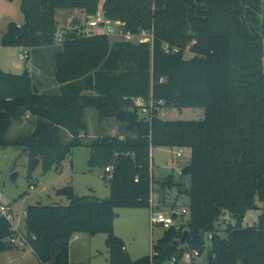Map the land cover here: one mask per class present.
<instances>
[{
	"label": "trees",
	"instance_id": "obj_1",
	"mask_svg": "<svg viewBox=\"0 0 264 264\" xmlns=\"http://www.w3.org/2000/svg\"><path fill=\"white\" fill-rule=\"evenodd\" d=\"M57 8L81 9L85 19L101 11L122 32L144 30L151 39L111 41L106 32L73 26L55 45ZM20 9L23 21L8 23L1 44L57 46L58 87L35 91L29 71L0 68V146L26 152L28 176L39 164L59 168L73 147L88 146V165L103 167L110 185L106 197L65 185L56 193L66 204L26 206L24 233L39 264H89L69 258L79 232L107 234L109 264H166L173 256L178 264L194 250L207 251V264H264V0H20ZM137 96L154 106L198 107L203 117L163 119L156 107L145 117ZM87 107L114 116L124 133L86 140ZM24 116L31 128L8 138ZM155 146L188 147L190 161L177 175L156 176ZM152 192L158 206L173 209L178 196L188 197V234L176 242L183 231L166 227L152 255L132 259L114 233L115 209L150 207ZM251 209L261 210L257 223L243 226ZM13 233L0 215V252L15 247Z\"/></svg>",
	"mask_w": 264,
	"mask_h": 264
},
{
	"label": "rangeland",
	"instance_id": "obj_2",
	"mask_svg": "<svg viewBox=\"0 0 264 264\" xmlns=\"http://www.w3.org/2000/svg\"><path fill=\"white\" fill-rule=\"evenodd\" d=\"M57 20V33L73 26L97 32H106L108 27L113 32L108 33L110 40L133 39L138 40L149 38L144 35H129V38L120 32L117 21L104 19L101 11L91 16L99 18L106 23L89 26L83 14L72 8H57L55 11ZM20 23L23 21V14L20 9V0H0V68L11 72H24L25 70L34 73L35 68L41 66L45 71V79L53 78L54 63L52 55L57 46L47 48L24 47L19 45H3L1 37L7 29L9 22ZM58 37V36H57ZM23 49L29 50V56L23 57L18 53ZM185 55H189L186 48ZM55 91V89L51 90ZM146 105H150L146 103ZM152 105H155L154 103ZM158 115L163 119H199L203 117V111L198 107L178 108L174 105L161 104L154 106ZM153 107V108H154ZM148 117L149 113H140ZM87 122V133L85 139L90 141L103 133L123 134V128L114 116L99 117L93 107H87L85 111ZM32 126V120L24 116L20 120H14L6 136L13 138L19 133H24ZM63 132V139L67 140L68 135ZM181 154L177 155V151ZM90 148L88 146H75L62 161L59 168L52 167L43 171L41 165H37L31 176H28V156L24 150L14 146H0V201L8 204L11 208L13 223L21 231H25V217L21 213L28 204L40 201L43 204H66L68 199L62 194H57L56 189L65 185H71L74 192L82 194H94L99 197H106L110 192L108 175L105 176L104 168L98 165H88ZM151 167L156 176L167 173L178 174V168L189 163L190 149L188 147L176 146H155L151 148ZM16 173L15 177L12 174ZM32 185L33 187H30ZM176 192L170 195V201L175 197ZM50 195V197H49ZM155 212H160L166 217H171L169 205H157V197L154 198ZM174 206L178 211L182 208L188 209L189 200L186 195H180ZM116 216L113 221L114 233L122 238L125 248L132 259L139 258L151 253V244L162 235L161 224L151 225L149 207H117ZM260 209H251L245 213L242 221L243 226L257 223ZM188 212L177 215L174 221L179 223L178 229L182 232L185 229ZM106 233L99 232L89 234L79 232L70 241V260L74 262H86L89 264H109L108 248L105 243ZM207 251H203L191 257L184 256L178 264H207ZM0 264H39L38 259L29 246H15L0 252Z\"/></svg>",
	"mask_w": 264,
	"mask_h": 264
},
{
	"label": "built area",
	"instance_id": "obj_3",
	"mask_svg": "<svg viewBox=\"0 0 264 264\" xmlns=\"http://www.w3.org/2000/svg\"><path fill=\"white\" fill-rule=\"evenodd\" d=\"M102 22H103V24L106 23L105 20L102 21L101 19L95 18V17H92L89 20H87V24L89 26H95V25L101 24ZM117 22L120 24V21H117ZM111 32H113V29L108 27V29L106 30V33H111ZM120 32L125 34L128 38H129V35L134 36L129 32L124 33L121 30H120ZM146 33L150 36V39H151V33L150 32L144 31V30L140 31V34H142V35H144ZM61 38H62V35L61 34L58 35L57 39L61 40ZM150 39L149 38H143L141 40H150ZM18 54L20 56H23V57H28L29 51L26 49H23ZM134 101H135V104L137 106L139 113L143 112V113L148 114V113H150V111L154 107V105H152L153 104L152 99H149L147 101L143 97L137 96L134 98ZM146 103H149L150 105H146ZM180 154H181V150H178L177 155H180ZM111 168L112 167L110 165H108L105 167V170L110 171ZM178 172H180V168H178ZM30 187H33V186L30 185ZM154 198H155V192H152L151 196H150V207H149L150 208V223H151V225L161 224L165 228L169 227L171 225H174L178 229L179 223L175 222L174 218L177 215H181V214H184L185 212H188L189 210L182 208L180 211H178L177 209L170 208L171 217H166L164 214L154 211V207L156 206ZM0 215L6 217L12 223V229H13L14 233L11 237H9L10 242L15 246H22V247L29 246L31 248V246L29 244V240H28L26 234L24 233V231H21L20 228L13 223V216H12L10 206L8 204L2 203L1 201H0ZM153 253H154V251H151L150 254L152 255ZM189 253H191V256L198 254V252L196 250H194L192 252H185L183 257L189 256ZM176 260H177L176 256H173V257H171V259L166 264H174L176 262Z\"/></svg>",
	"mask_w": 264,
	"mask_h": 264
},
{
	"label": "crops",
	"instance_id": "obj_4",
	"mask_svg": "<svg viewBox=\"0 0 264 264\" xmlns=\"http://www.w3.org/2000/svg\"><path fill=\"white\" fill-rule=\"evenodd\" d=\"M72 9L78 10V12H80V14L82 13V10L81 9H78V8H72ZM84 30H86V29H84ZM62 33H63V30L60 33L58 32L57 33V36L60 35V34L62 35ZM58 41H59V39H57V37H56V43H55V45L58 44ZM39 48H43L44 49V48H47V47L41 46ZM44 74H45V71L42 70L41 66L36 67L35 68V72L34 73H31V75L33 76L34 81L37 82L38 85H39L38 90H41V91H49V90L57 89L58 85L56 84V82L54 81V79H50L49 81H47L45 79L46 76ZM179 168H181V167H179ZM155 196L157 197V194L156 193H155ZM49 197H50V195H49ZM21 213L24 215L25 214V209ZM108 254H109V252H108ZM69 258H70V243H69ZM192 263L194 264L195 261H193Z\"/></svg>",
	"mask_w": 264,
	"mask_h": 264
},
{
	"label": "water",
	"instance_id": "obj_5",
	"mask_svg": "<svg viewBox=\"0 0 264 264\" xmlns=\"http://www.w3.org/2000/svg\"><path fill=\"white\" fill-rule=\"evenodd\" d=\"M101 24H103V22H102ZM133 40H134V42H138V38H137V37H134ZM33 89H34L35 91H38V87H37V85H36L35 83H33ZM15 175H16V173H13V174H12V177L14 178ZM187 234H188V230H187V229H184L183 232H182V236H181V238H180L179 240H177L176 242H178V241H180V242H184V240H185Z\"/></svg>",
	"mask_w": 264,
	"mask_h": 264
}]
</instances>
